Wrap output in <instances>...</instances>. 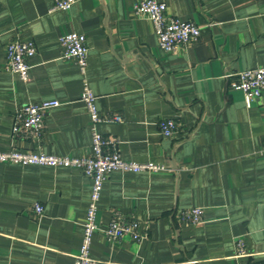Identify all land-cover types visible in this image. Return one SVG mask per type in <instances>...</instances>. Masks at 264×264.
<instances>
[{
  "label": "crops",
  "instance_id": "0c3cea01",
  "mask_svg": "<svg viewBox=\"0 0 264 264\" xmlns=\"http://www.w3.org/2000/svg\"><path fill=\"white\" fill-rule=\"evenodd\" d=\"M0 0V151L92 154L84 82L96 95L98 131L123 159L167 170L112 171L104 184L91 246L96 264H264V91L247 103L232 88L238 72L264 66V0H158L196 23L200 38L164 50L142 0ZM86 36L83 72L63 57L59 36ZM33 40L26 81L6 67V45ZM57 100L38 139L14 137L17 108ZM179 132L166 136L159 122ZM74 167L0 162V264H74L92 192ZM42 212L34 211V204ZM203 208V222L181 220ZM116 214L139 222L141 242L106 238ZM246 254L238 253V241Z\"/></svg>",
  "mask_w": 264,
  "mask_h": 264
},
{
  "label": "built area",
  "instance_id": "2783aa9c",
  "mask_svg": "<svg viewBox=\"0 0 264 264\" xmlns=\"http://www.w3.org/2000/svg\"><path fill=\"white\" fill-rule=\"evenodd\" d=\"M74 0H59L52 9L67 10ZM137 15L148 17L154 24L155 32L159 38L160 46L166 51H174L185 44L197 41L201 35L200 27L191 21H183L167 14V4L158 0H142L135 5ZM58 42L62 48L63 57L73 59L80 70L85 72L88 65V46L86 36L75 31L59 36ZM37 51L33 40L11 41L6 45V67L18 74L26 81L29 76V58ZM232 88L241 90L245 94L248 104L259 98L264 91V66L242 70L237 74V80ZM96 95L87 81L84 82L82 100L85 102L92 120V154L86 157H70L52 155L43 152H25L10 149L0 151V162L21 165H41L50 167H74L83 170L92 180V192L87 208L82 242L74 255V264H96L91 257V246L94 233L99 229L97 214L104 184L109 174L114 170L127 172L161 171L167 166L156 162H135L122 158L117 149V141L107 138L98 131V125L103 122H122V116H100L96 104ZM59 105L57 100H45L39 103H26L15 110L12 135L20 138L38 139L44 128L46 112ZM163 135L171 136L179 132L177 120L168 118L159 122ZM39 203L34 204L37 214L42 212ZM203 208L192 207L182 211L181 220L187 223L200 224L203 222ZM106 238L110 241H119L128 236L141 242L145 237L140 232L139 222L126 218L123 214H116L103 228ZM240 255L246 254L245 243L238 241Z\"/></svg>",
  "mask_w": 264,
  "mask_h": 264
}]
</instances>
